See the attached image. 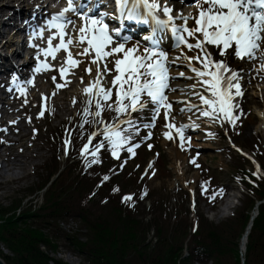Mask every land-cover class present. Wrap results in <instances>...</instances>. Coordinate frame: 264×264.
Returning a JSON list of instances; mask_svg holds the SVG:
<instances>
[{
  "label": "rangeland",
  "instance_id": "374dc122",
  "mask_svg": "<svg viewBox=\"0 0 264 264\" xmlns=\"http://www.w3.org/2000/svg\"><path fill=\"white\" fill-rule=\"evenodd\" d=\"M172 54H175V56L178 57L177 59L182 62L185 56H196L199 52L196 51L195 54L191 53L189 55H185L186 52L182 55L181 52H175ZM229 56L230 54L223 57V59L225 60ZM82 58L83 56H81V59ZM173 59L175 60V58ZM184 62L187 61L185 60ZM192 63L195 64L194 66L196 68L201 67L196 61H193ZM234 63L249 67L246 62ZM257 66L256 72L253 74L257 77L256 84L253 86H245L243 88L244 95L234 98V102L239 106L234 110V114L240 117L235 126L230 123L228 124L225 121L221 123L220 119H209L200 114V109L203 106L195 94L196 90L192 87V85L197 84V80L196 78L192 79L189 84L192 93H190V95L192 96H190V98L184 97L185 99L180 101V103L173 108V122L175 125L177 127L181 124L185 125L183 147H181L180 138L175 136L174 130L172 133L174 139L169 140L165 138L164 133L169 131L166 127L168 121H165V125L161 126L158 132L162 138L161 146L167 154L169 162L163 160L162 168L158 170V173L152 165H146L143 163L144 165L142 164L140 166L136 162H125L122 164L121 176L117 179V183L124 194L127 193L132 197L130 202L136 209H138V219L144 225L149 227L148 233L145 235V245L149 244V247L152 248L155 244L156 239L154 237L157 227L162 229L163 233L167 235L171 229L178 224L179 220H181V223L183 224H188L194 220L192 218L195 214L194 199L196 196H194V192L204 171L208 173L211 172L212 175L216 177L219 184H223L227 187V195L223 198L220 204L214 208H211L200 199V212L209 222L215 225L225 222L231 219V217L237 215V212L245 207V204L243 203L246 202L244 188L239 184L234 183L231 176L233 166L239 164V158H237L232 151H234L233 148H243V144H251L253 150V145L255 144H260L261 147H264V133H254L255 127L261 122L257 116V112H264V70L261 69V63ZM248 71L252 75V69ZM170 72L173 81V90L170 98L173 102V98L177 96L174 87L176 85L182 86L186 81L181 78H175V75L172 74L186 72V70L179 65H176L173 66V68L170 67ZM189 72H191V70ZM111 75H114V72H112ZM242 76L247 77L248 75L244 72ZM97 78H99L102 87L103 81L105 80L108 84L106 88L110 87V83L113 79L108 77L104 78L103 71H101V74L99 77L97 76L96 79ZM4 83L6 84L5 90L11 91V80L4 78ZM86 87L87 85L82 84L74 87V91L78 92L77 99L71 104L64 102L62 98L58 99V105L60 104L66 107L67 113L64 116H57V119L55 117L53 118L52 114H60V111L52 108L51 102L41 101L39 97L35 99V102H32L33 100L29 101L25 95L20 97V99L15 98L18 103L17 107H26V109L23 108L25 112H22L23 120L19 122L22 124V128H26L28 135L21 140L19 146H8V148L1 147L0 145V154L2 155L0 165L1 167H6L11 165V163H15L11 159L16 154L18 160L25 165V171L20 175L21 178L15 181L10 180V177L13 174H20L21 171L17 172V170H14L13 174L9 171L0 176V208L2 210H10L20 201H23V204H20L17 212L15 211L11 214L16 215L22 210H31V213H38L41 215L43 213L41 208L46 202L43 194L44 190L40 193H37L36 191L46 181L49 175L56 173L57 170H60L59 173L63 171V175L55 186L59 188L61 187V189L62 187L65 188L70 186L67 180L70 179L72 171H74V177H77L74 180L73 185H71V189H75L74 185L79 182L82 177L77 166L84 164L85 167H88L86 164L92 163V159L87 157L90 152L83 156L78 154V160L75 162L79 163L75 165L70 159L66 160V157L67 155H69V157L74 156L79 147H77L75 152H70L68 146L66 154L65 149L61 147L62 145L57 146L54 144V137L56 135H61L67 139L68 135L70 138L71 135L80 130L78 136L80 139H83L94 130L101 131L100 129H102L105 124H110V121H112L113 118V111L108 109L107 105L109 104L106 105V102H104V111L102 112L101 117H92L91 113L93 112L90 108L96 110L94 106L96 103V97L93 94L86 96L83 91ZM256 87H260V91H258ZM198 90H201L207 95L203 87L198 86ZM258 95H260V97ZM88 99L92 100L90 105L87 103ZM9 100L10 99H7V102ZM193 105L195 107H190ZM112 106L114 107V104ZM86 107L89 109V114L87 115L84 112ZM181 109H183L182 112L180 111ZM41 111L44 112L42 116L40 115ZM4 115L1 110L0 144L2 135L6 134V129L15 131L10 123L3 122L2 118H4ZM87 117L94 118L95 124L93 125V122L90 119L89 123L85 125ZM6 119L12 121L15 117L13 115H7ZM101 120L103 122H101ZM14 122L16 126H18L17 121ZM1 131H4V133L2 134ZM11 133L12 132L6 134L7 140L19 139V135ZM72 138V145L76 148V137ZM230 139H232V141ZM65 140L63 139L62 144ZM174 140H178L176 145H173ZM172 148L176 149L180 156L185 160L182 169L184 172L180 180L178 179L179 177L176 173L175 165L169 158V151ZM193 157H197L198 160L200 158V162L203 164L201 171H199L200 168L193 170L187 165V160ZM98 158L100 159V157ZM98 158H96V160ZM262 160L264 163V157H262ZM67 167L69 168L65 170ZM163 167L166 169H163ZM254 168L256 170L253 169L252 171H257L255 165ZM57 175L52 179L54 180ZM22 176L25 177L22 178ZM51 182L52 181H50L49 185ZM139 188H141L140 198L134 196V193ZM145 188L148 190H145ZM179 188H184L185 190L190 191V193L187 194V198H184L185 191H181ZM146 192H148V195ZM242 193L244 194V197L242 196ZM75 197L78 205L85 204L84 201L86 200V195L84 193H75ZM96 198L97 197L95 196L93 197L94 200H97ZM225 198H229L232 201V204L224 212L220 211L221 214H219V210L224 204ZM113 200L117 201L116 198ZM136 201H138V203ZM109 210L110 208L104 210L99 206H94L92 209V216L93 218H96L95 220H98L106 216ZM40 221L41 220L39 219H34V223H32L33 226H38L43 229L44 234L48 236L52 244L56 246L55 250H46L50 258L60 260L65 264H89L84 256L68 247V243L63 239H56L53 237L52 223L42 224ZM56 225L62 233L69 236H76V238L80 239L83 243L87 241L86 237L88 236V231L78 219L67 218L66 220L58 221ZM0 252L3 255L10 256V252L2 243H0ZM148 252L150 251L148 250ZM240 253H243L242 250H240ZM184 256H186V253H184Z\"/></svg>",
  "mask_w": 264,
  "mask_h": 264
},
{
  "label": "trees",
  "instance_id": "16d2710c",
  "mask_svg": "<svg viewBox=\"0 0 264 264\" xmlns=\"http://www.w3.org/2000/svg\"><path fill=\"white\" fill-rule=\"evenodd\" d=\"M103 143L105 145V141ZM244 146L264 170L262 160L264 148L257 144L253 145L254 150L251 144ZM143 155V152H138L135 157L139 159ZM123 157L125 154H122L119 160L114 159L110 151L105 148L98 162L89 169L84 171L83 167L78 165L82 177L74 185V190L71 189L77 177H74V171L67 180L70 186L62 189L55 185L61 179L63 171L59 173L60 170H57L56 173L49 175L36 191L40 193L44 190L46 202L41 208L43 212L41 215L31 213V210L23 216L16 217L15 214H11L17 212L22 201L10 210L0 208V243L4 244L11 254L6 256L0 252L5 264H65L48 256L46 250H55L56 246L44 234L43 229L33 226L34 219L41 220L42 224L52 223L53 237L63 239L68 243V247L84 256L89 264H241L239 249L241 237L256 201L264 199V180L254 178L246 171L245 166L250 165L246 159L237 157L239 164L233 166L231 174L232 180L241 184L246 191L247 203L243 202L245 207L238 211L237 215L215 225L198 209L195 229L193 220L188 224H183L179 220L167 235L157 227L154 237L156 242L150 248L149 244L145 245V235L149 227L138 219V209L131 204V200L124 199L129 197V194H124L117 183V179L121 176L120 163ZM76 159L74 155L70 161H74L73 163L77 165ZM55 175L57 177L49 185ZM104 177L108 179L105 180ZM225 192L226 187L219 184L211 172H203L197 185L198 202L202 199L214 208ZM75 193L86 195L84 205L77 204ZM146 193L148 195V192ZM140 195L141 188L134 193L136 197ZM94 196L97 200L93 199ZM184 196L187 198L186 194ZM115 198L117 201L113 200ZM94 206L104 210L110 208V210L106 216L95 220L96 218L92 216ZM71 214L88 231L87 241L84 243L76 236L62 233L56 227L58 221L66 220ZM184 253L187 256H184ZM244 264H264V204L258 207V216L253 221L247 240Z\"/></svg>",
  "mask_w": 264,
  "mask_h": 264
},
{
  "label": "snow or ice",
  "instance_id": "6c2138e0",
  "mask_svg": "<svg viewBox=\"0 0 264 264\" xmlns=\"http://www.w3.org/2000/svg\"><path fill=\"white\" fill-rule=\"evenodd\" d=\"M119 2L123 6L127 3V0H119ZM138 3L139 0H136L133 7L127 11L128 19H141L137 11ZM204 4L207 7L202 8L199 12V16L195 21L196 27L183 28V33H186L187 37H196L199 34L202 39L197 38L195 43H188L185 35L182 34L179 36V43L187 47L189 51L199 50L198 55L184 57V59L188 61L189 67H191V71L195 74L197 80V84L192 85V87H203L207 93V95L195 93L203 106L200 109V114L209 119H220L221 123L226 120L235 126L240 117L234 114V110L239 107L234 102V98L243 95L238 74L231 70L226 62L222 60L214 61L213 54L205 48V44L216 46L220 57L228 55L227 50L232 49L233 45L234 54L237 58L254 59L257 52H260L261 56L264 57V50H262L264 49V11H257V9H264V0H204ZM144 7L152 15V20L155 21L156 25L166 27L172 22L173 17L170 15L172 10L170 8L164 7L163 9L164 15L168 17L165 21L153 14V10L157 8L156 4H148L147 0H144ZM76 11L74 0H68V6L61 10L58 15H54L49 22L50 26L56 28L59 32L60 43L56 46V50L63 49L68 54L64 63L70 67H76L79 61L72 57L69 46L73 44L83 45L85 42L87 47H84L83 51L78 54L87 56L94 53L91 62L97 64L98 77L101 74L99 62L104 61V73L110 72L111 69L107 66V58L112 57L116 73L111 82L115 88V106L109 104L107 105L108 109L115 111L118 118L121 114L130 115L132 112L143 110L151 105L153 120L163 110V117L168 121L166 127L169 129L164 133L165 138L174 139L172 134L174 130L175 136L180 138L181 147H183L185 125L181 124L177 127L173 122V105L165 92L166 89L170 88L172 79L169 75V61L166 54L154 48H145L143 53L140 54L138 49L125 48L123 43L113 45L112 35L104 20L90 18L86 15L81 17L85 20V25L79 28V36L68 38L65 42L66 33L64 24L61 21L65 19L66 13ZM172 30L173 32L177 31L175 27ZM52 39L53 37L49 38L50 47L45 55H53ZM134 51L137 52L135 56H133ZM121 54L123 58H117ZM53 59H55V56H53ZM193 61L200 63L201 67L192 66ZM171 63H175V61ZM43 67L48 69L49 65L44 64ZM261 69L264 70V62L261 63ZM35 71H40V67L38 66ZM66 71L67 69L64 67L59 69L61 79L65 77ZM85 71L90 74L91 68H86ZM179 75L183 77L184 73H179ZM53 79L56 78L53 77ZM28 83L31 84L32 81H28ZM57 86L61 87L63 85ZM83 91L86 96L93 94L96 97V110L91 114L95 117H101L104 111V102L110 100L113 89L102 87L99 78H97ZM21 92L23 93V89H21ZM144 95L149 99L142 100L141 97ZM87 103L90 105L92 100L88 99ZM180 111L182 112L183 109ZM84 112L86 115L89 114V109L86 107ZM43 114L44 112L41 111L40 115ZM101 122L103 121L101 120ZM122 122L127 123L134 129L131 119ZM101 134L111 148L112 156L117 158L120 150L128 144L130 139L127 134L122 133L119 124H105ZM91 142L92 136L89 137V143ZM68 144L69 141L65 140L66 154ZM103 147H105L103 142L96 145L92 151V163L98 162L96 155ZM136 147H139V145H136ZM149 148H151V145H149ZM88 150L89 144L86 143L81 149V155H85ZM127 151L134 155L133 147H128ZM104 179L107 180L108 177H104ZM124 199L128 201L132 197L129 196Z\"/></svg>",
  "mask_w": 264,
  "mask_h": 264
},
{
  "label": "bare ground",
  "instance_id": "6f19581e",
  "mask_svg": "<svg viewBox=\"0 0 264 264\" xmlns=\"http://www.w3.org/2000/svg\"><path fill=\"white\" fill-rule=\"evenodd\" d=\"M86 0H83V2ZM51 0H0V111L2 110V113L4 115L2 118L4 123H10L14 127L15 131L7 130L6 134L12 132L17 135H19V139L17 140H7V135L3 134L4 131H1L2 138H1V147H15L19 146L21 143V140H23L28 134L26 132V128H22V124H20L19 121L23 120L22 112H25L23 108L26 109L25 106H19L17 107L16 104H7V99H10V96L2 92L4 85V74L7 69H12V72H15L14 74L20 73V68L13 67L15 66V59L19 55H22V53L26 52L27 49L25 45H23V41L19 43L17 40H21L20 34L17 33L16 25L20 21L24 20H37L38 15L42 13V9L45 7H48ZM67 2V1H66ZM58 3L60 5H64V0H59ZM75 3V2H74ZM178 8L174 6L171 10L170 15H172V12L175 13V10ZM140 16L141 13L139 12ZM37 17V18H36ZM173 17V16H172ZM174 18V17H173ZM147 20V19H146ZM142 18L139 19L138 23L142 24ZM34 22H27L25 26L22 28L23 32H27V34L30 32L31 27ZM132 26H130V32L127 30L125 32H128L130 35L136 37L137 31H135L136 22H132ZM179 26V25H177ZM134 31V32H133ZM142 32V31H141ZM143 35V34H142ZM75 32L73 31L71 33L70 38H74ZM170 36V35H169ZM168 36V40L170 41L171 45L174 43V40L171 39ZM147 37L150 38V36L147 35ZM43 42H46L48 39L44 38L42 39ZM17 46H15V44ZM53 46H56L57 40L52 41ZM82 47L79 44H73L69 46V51L71 52V55L74 59L79 61L78 65L76 67H70L64 63L66 61L68 54L64 50H56L57 56L55 57L53 63H50L47 60V55H45V48L42 47L41 44H37L34 48H31V52L28 54V57H30L29 60L23 61L22 67L25 69V71L28 73V75H22V78H20L21 86H23V96L25 95L26 98L29 101L35 102V99L37 97L40 98L41 101L44 102H51L52 108L58 109L60 111V114L53 113L52 117L57 119V116L61 115L64 116L67 112L66 107L63 105H58V99L62 98L64 102L71 104L77 99V93L74 91V87L77 85H87L89 87L92 82L95 81L97 69L91 68V73L85 71L86 67H81V55L80 50ZM173 56V55H172ZM22 59V58H21ZM38 59H45L47 65H49V68L47 69L48 74L43 76V74H39L36 69V61ZM229 68L233 71H235L238 76L244 74L246 70L244 69V66H238L231 63V60L228 59L226 61ZM177 64V63H175ZM13 65V66H12ZM188 66L187 69H189V64H182L183 69H185ZM61 67H64L67 69L65 77L63 79L60 78V72L59 69ZM177 74L182 80H185L186 83L182 86L177 87L178 92H181L183 94V97L190 96V83L192 81V73L191 72H185L184 76L181 77L179 73ZM52 77H55V81H57L60 85H63L58 88L53 87V79ZM256 76L250 77V79H243L239 81L240 87H242L241 91H243V88L245 86H253L256 84ZM28 81H32L31 84L28 83ZM189 85V86H188ZM264 86V83H263ZM260 87H256L258 91ZM55 92L54 94H49V92ZM234 91V90H233ZM21 95V90L18 91ZM6 95V96H5ZM260 97V95H258ZM177 98V97H176ZM181 98V99H182ZM178 99V98H177ZM7 115H13L15 119L12 121H9L7 118ZM257 116L260 119V123L255 127L254 133L258 134L263 132L264 133V112H257ZM11 119V118H10ZM17 121L18 126H16L15 122ZM8 144V145H7ZM8 147V148H9ZM4 152V149H3ZM20 153V152H19ZM4 155V154H3ZM2 158V155L0 154V159ZM169 158L171 162L175 165L176 173L178 174V179L180 180L182 178L183 174V167L185 160L180 156L179 152L176 151V149L172 148L169 151ZM15 163H11V165L6 167H1L0 165V176L6 172L11 171V174H13L14 170L21 171L19 174H13L10 177V180H18L20 179V175L22 172L25 171V165L22 164L18 158L15 156L12 157V159ZM137 174V173H136ZM25 176H22L24 178ZM23 204V201H22ZM232 204V201L229 198H225L224 204L221 206L219 210V214H221L220 211L224 212L230 205ZM29 212V210H22L21 212L16 214V217L20 215H25ZM68 218L70 219H76V217L71 214ZM244 243V241H243ZM242 247H245V243L242 245ZM11 256V254H10ZM0 260L3 264L5 262L0 257Z\"/></svg>",
  "mask_w": 264,
  "mask_h": 264
},
{
  "label": "water",
  "instance_id": "95a60500",
  "mask_svg": "<svg viewBox=\"0 0 264 264\" xmlns=\"http://www.w3.org/2000/svg\"><path fill=\"white\" fill-rule=\"evenodd\" d=\"M256 214H257V213L254 214L253 218L256 216ZM253 218H252V219H253ZM251 226H252V224L249 225L248 230L251 228ZM247 234H248V232L246 233V235H247ZM0 264H3L1 260H0Z\"/></svg>",
  "mask_w": 264,
  "mask_h": 264
}]
</instances>
